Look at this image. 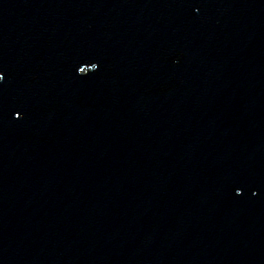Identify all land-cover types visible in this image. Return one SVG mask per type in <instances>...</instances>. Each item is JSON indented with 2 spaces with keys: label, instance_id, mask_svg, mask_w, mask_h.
<instances>
[{
  "label": "water",
  "instance_id": "water-1",
  "mask_svg": "<svg viewBox=\"0 0 264 264\" xmlns=\"http://www.w3.org/2000/svg\"><path fill=\"white\" fill-rule=\"evenodd\" d=\"M0 264H264V0H0Z\"/></svg>",
  "mask_w": 264,
  "mask_h": 264
}]
</instances>
